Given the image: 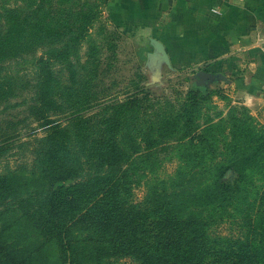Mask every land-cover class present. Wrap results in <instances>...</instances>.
Listing matches in <instances>:
<instances>
[{
    "label": "rangeland",
    "instance_id": "374dc122",
    "mask_svg": "<svg viewBox=\"0 0 264 264\" xmlns=\"http://www.w3.org/2000/svg\"><path fill=\"white\" fill-rule=\"evenodd\" d=\"M112 1L0 0V211L14 207L0 216L2 244L38 247V225L17 206L59 186L112 177L133 204L153 206L149 189L179 190L197 173L188 188L240 190L198 205L212 221L206 264H264V108L198 85L204 66L167 63L155 31L115 18ZM242 118L259 142L246 154ZM204 133L212 143L193 142ZM44 251L55 263L57 246Z\"/></svg>",
    "mask_w": 264,
    "mask_h": 264
},
{
    "label": "trees",
    "instance_id": "16d2710c",
    "mask_svg": "<svg viewBox=\"0 0 264 264\" xmlns=\"http://www.w3.org/2000/svg\"><path fill=\"white\" fill-rule=\"evenodd\" d=\"M247 121L242 118L241 124L248 126L242 130L236 126L244 137H251L241 143L243 154H246V143L259 144L253 136L255 133L257 137L255 127ZM260 138H264V131ZM212 141L207 133L193 137L196 144ZM239 149L237 144L232 150ZM246 149L253 150L254 155L255 148ZM257 150H264V139ZM61 175V180L66 179ZM197 177V173L182 176L179 190L149 189L151 196H156L152 199L153 206L133 204L129 191L113 183L112 177L59 186L42 198L25 199L26 205L22 203L17 208L24 210L22 215L27 220L32 218L35 228L38 225L36 230H40L41 241L32 253L27 249L29 254H26L14 247H5L0 240V264H48L46 251L41 252V249L53 244L59 250V257L52 264H206L213 245L212 221L200 217L198 205L214 195L216 198L240 190L229 186L219 188L217 180L209 187H205L203 181L198 184L201 188H188ZM202 207L213 212V209L206 210L207 206ZM13 208H4L0 216ZM39 211L45 214L36 219ZM6 232L1 229L0 236Z\"/></svg>",
    "mask_w": 264,
    "mask_h": 264
},
{
    "label": "crops",
    "instance_id": "0c3cea01",
    "mask_svg": "<svg viewBox=\"0 0 264 264\" xmlns=\"http://www.w3.org/2000/svg\"><path fill=\"white\" fill-rule=\"evenodd\" d=\"M110 12L154 30L175 67L202 65L208 86L264 108V0H114Z\"/></svg>",
    "mask_w": 264,
    "mask_h": 264
},
{
    "label": "water",
    "instance_id": "95a60500",
    "mask_svg": "<svg viewBox=\"0 0 264 264\" xmlns=\"http://www.w3.org/2000/svg\"><path fill=\"white\" fill-rule=\"evenodd\" d=\"M156 45L157 50L162 54L163 58L166 60L167 63H169L168 60V55L165 51V48L162 44H160L159 42H154ZM198 85H202V83L204 81H208L212 79V75H210L208 72H206L205 70H202L198 73Z\"/></svg>",
    "mask_w": 264,
    "mask_h": 264
}]
</instances>
